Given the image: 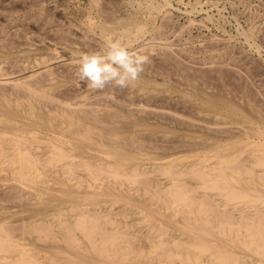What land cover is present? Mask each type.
<instances>
[{
    "label": "bare ground",
    "instance_id": "obj_1",
    "mask_svg": "<svg viewBox=\"0 0 264 264\" xmlns=\"http://www.w3.org/2000/svg\"><path fill=\"white\" fill-rule=\"evenodd\" d=\"M114 2L119 4L118 0H90V16L81 26L62 24L63 9L71 3L53 9L62 18L60 24L53 21L58 16L45 17L42 9L20 16L15 8L2 7L0 2V19L6 23L0 29V50L8 54L38 41L23 29L27 23L48 30L45 39L56 48L71 50L72 63L79 57L72 38L80 39L85 50L90 46L94 51L101 50L109 37L130 48L139 43L148 56L156 51L163 59L156 67L147 57L139 79L127 87L132 95L145 98L137 103L125 99L126 95L119 99L117 93L116 97L112 84L94 90L93 96L80 97L76 81L84 86L88 82L71 72V61L57 64L38 58L39 63L31 66L28 60L27 65H19L4 59L5 65H0V174L43 195L30 216L24 212L27 209L21 212L29 216L28 222L15 224L2 217L6 220L0 221V264H264V64L236 51L227 39H215L208 49L203 48V62L190 46V50L179 46L175 51L162 38L152 44L155 37L166 35L167 5L146 2L139 9L142 16L163 17L162 27L147 32L146 21L137 11L116 17ZM15 3L25 9L33 4L28 0ZM13 28L16 31L11 35L8 32ZM255 29L250 28L245 38L251 40ZM147 33L153 35V40L148 38L151 44L144 43ZM168 64L176 67L181 78L219 91H182L179 88L186 86L178 81L170 88L195 107L188 110L205 118L191 119L180 115L177 107L169 109L175 105L167 106L168 110L161 106V86L145 74L155 69L161 78L169 77ZM242 70L256 79L259 90L249 84ZM153 118L176 120L188 126L190 133L182 135L167 123L153 124ZM116 206L120 210L114 213ZM128 211L138 214L129 224L145 229L142 235L132 233L118 219H128ZM26 238L36 243L27 244Z\"/></svg>",
    "mask_w": 264,
    "mask_h": 264
},
{
    "label": "rangeland",
    "instance_id": "obj_2",
    "mask_svg": "<svg viewBox=\"0 0 264 264\" xmlns=\"http://www.w3.org/2000/svg\"><path fill=\"white\" fill-rule=\"evenodd\" d=\"M5 1H7V0H1L0 2H5ZM14 1V2H13ZM28 1H30L31 3H33V4H35V5H31L29 8H23V6H19V5H16V0H8L7 2H5V3H0V4H2V7L4 6V7H8V8H15V13H18V12H20L19 14H17V15H20V16H24L25 14H27L28 12L29 13H32V12H34V11H36L37 9H39V10H41V11H43L44 12V15H45V17H49V18H51V19H54L56 16H58V17H56L53 21L55 22H57V23H60L61 24V22H62V24L63 23H67L68 25L70 24L71 26H73L74 25V23H75V25L77 26V24H78V26H81L82 24H84L83 22H85L88 18H89V11H90V8H91V5H90V0H65V2L66 3H71V5H68L67 4V6L68 7H66V4H65V2H64V0H28ZM49 1V2H48ZM128 1H130V0H123V1H121V0H118V2H119V4H120V2L122 3V4H118L117 2H114L115 3V7L113 6V9L114 10H117V11H114V15L116 16V17H118V18H125L127 15H129V14H134V13H137V12H139V16L140 17H142V18H144V20L146 21V24H147V28H149V29H147V32L149 31L150 32V28H153V27H156L157 28V26L160 28V27H162V25H163V17L161 16V15H156V14H153V16H149L148 14L147 15H143L142 16V8H144V6H145V4H146V2H152V3H154L156 6H160V5H162V4H165V5H167V10L169 11L168 12V22H166L167 24H165V27H164V32L166 33V35L165 34H163V35H161L162 37H155L156 39H154V38H152L153 37V35H149L150 33H147L146 34V37H145V44H151V42H152V44H157V43H160V41L161 42H164V43H168L169 45H170V47L172 46V47H174V49L173 50H175L176 51V48H177V51H179L180 49H181V47H183L181 50H190L191 48L192 49H194L195 48V51L194 50H192L191 49V51H193V52H195L196 54H198V56L200 57H198L199 58V62H203L204 60H205V57H204V51H206V49H208L209 48V43L211 42V41H214L215 39L217 40V41H220V40H218V39H227L226 41H228V42H226V43H228V44H230V45H235L236 46V48L234 47V46H231L232 48H234L236 51H239V52H241V53H243V54H246V56H249L248 58H250V60H252V61H259V63L260 64H264V0H131L130 2H127ZM8 2H10V4L11 5H9V3ZM35 2V3H34ZM135 2V3H134ZM167 2V3H166ZM14 3V4H13ZM36 3H38V4H36ZM61 5H60V4ZM63 3V4H62ZM125 3H126V5H127V7H126V5H125ZM129 3H131V4H129ZM133 3V4H132ZM138 5H137V4ZM5 4V5H4ZM64 4H65V7L66 8H64L63 6H64ZM169 4V5H168ZM13 5V6H12ZM41 7H40V6ZM58 5V7L59 8H61V9H63L64 10V14H62V18H63V20H62V18H61V16L60 15H56L55 13H54V10L53 9H56V8H58V7H56ZM119 5V6H118ZM122 5H124V6H122ZM122 6V7H121ZM48 7H49V9H48ZM51 7V8H50ZM63 7V8H62ZM117 7H119V8H121V9H119V8H117ZM129 7V8H128ZM88 8V9H87ZM124 8H126V9H124ZM132 8H134L135 10H133ZM136 8H137V10H136ZM70 9V10H69ZM86 9V10H85ZM139 9H141V10H139ZM50 10H51V12H50ZM126 10V11H125ZM130 10V11H129ZM67 11V12H66ZM86 11V12H85ZM137 11V12H136ZM66 12V13H65ZM126 12V13H125ZM128 12V13H127ZM141 12V13H140ZM47 13V14H46ZM51 13H52V15H51ZM86 13V14H85ZM83 14V15H82ZM124 14V15H123ZM126 14V15H125ZM48 15V16H47ZM70 15V16H69ZM121 15V16H120ZM123 15V16H122ZM59 16H60V18H59ZM71 18V19H69V17ZM120 16V17H119ZM147 17V18H145V17ZM66 17V18H65ZM82 17V18H81ZM162 17V18H161ZM59 18V19H58ZM84 18V19H83ZM152 18V19H151ZM169 18H171L170 19V21H169ZM158 19V20H157ZM162 19V20H161ZM60 20H62V21H60ZM67 20H69V21H66ZM70 20H72V21H70ZM74 20H76L75 22H74ZM84 20V21H83ZM150 20V21H149ZM154 20V21H153ZM161 22H160V21ZM148 21V22H147ZM259 21H261V22H259ZM263 21V22H262ZM0 22H1V24H0V29L3 27V25L6 27V23H3V21L0 19ZM55 22V23H56ZM69 22V23H68ZM71 22V23H70ZM151 22H154V23H156V24H151ZM163 22V23H162ZM73 23V24H72ZM82 23V24H81ZM149 23V24H148ZM161 23V24H160ZM252 23V24H251ZM259 23V24H258ZM18 24V23H17ZM26 25L23 27V29L25 30V31H29L30 33H31V35H33V36H35V37H37V39H38V41L36 42V41H29V43L28 44H31V46H33V47H31L30 45H21L20 47H17V48H15V50H14V52H11V53H6V52H3V51H1L0 50V65H2V63H3V61H4V59L5 60H7V59H12V60H14V61H17L16 62V64L18 63L19 65H27L26 64V62H27V60H28V64H31V66L32 65H34V63H39V61H37L38 60V58H39V60L41 61V60H44L45 61V58H46V60L48 61H51V60H54L53 62H55V63H69L71 60H73L74 59V57H73V55L71 54V50H62V49H60V48H56V46H53L51 43V41H50V39H48V37L46 38L47 39V41H46V39H45V35H46V33L48 32V30H46L45 28H42V27H40V26H27V23H25ZM80 24V25H79ZM190 24V25H189ZM192 24H193V26H192ZM259 25V28H258V25ZM262 24V25H261ZM74 25V26H75ZM161 25V26H160ZM170 25V26H169ZM169 26V27H168ZM173 26V27H172ZM254 26V27H253ZM252 29H254V28H256L255 30L258 32H256V34L254 35V37L252 38V39H254V40H248L247 38H245V36L247 37V35H246V33L248 34L250 31V28ZM22 27H20V29H21ZM165 28H167V29H165ZM181 28V29H180ZM183 28V29H182ZM186 28V29H185ZM257 28L259 29V30H257ZM28 29V30H27ZM40 29V30H39ZM45 29V30H44ZM49 29V28H48ZM51 29V28H50ZM171 29H172V31H171ZM16 31V28H13V29H10L9 30V32L8 33H11V35H12V33L14 32V31ZM189 30V31H188ZM13 31V32H12ZM43 31H44V33H43ZM47 31V32H46ZM176 31V32H175ZM249 31V32H248ZM260 31V32H259ZM182 32V33H181ZM37 33L39 34V36L37 35ZM51 33V32H50ZM175 33V34H174ZM178 33V36L176 37V34ZM181 33V34H180ZM45 34V35H44ZM242 34V35H241ZM31 35H28V36H31ZM42 36V38H40L41 36ZM100 36V32L98 31V30H96V32L94 33V37L96 36L97 38ZM169 35V36H168ZM258 35V36H257ZM43 36H44V39H43ZM152 36V37H151ZM242 36H244V38L242 37ZM95 37V38H96ZM150 37H151V40H153L154 39V41H149V39H150ZM216 37V38H215ZM219 37V38H218ZM223 37V38H222ZM149 38V39H148ZM161 39L160 41L158 40V39ZM166 38V39H165ZM178 38H180V39H178ZM212 38H213V40H212ZM229 38V39H228ZM42 39H43V41L46 43L45 44V46H43L42 45V43H44V42H41L42 41ZM73 39V44H74V46H76V47H74V46H72L73 47V50H74V52H75V54L77 55V56H79V54L80 53H82V52H93L94 51V47L93 48H91L90 46L88 47V46H86L87 48H86V50H85V45L81 42V40L80 39H77V38H72ZM170 39V40H169ZM156 40L158 41L157 43H156ZM167 40H169V41H167ZM205 40V41H204ZM221 40V42H223ZM230 40V41H229ZM49 41H50V43H49ZM74 41H77V42H74ZM175 41V42H174ZM180 41V42H179ZM247 41H248V44H247ZM250 41V42H249ZM254 41V42H253ZM36 42V43H35ZM79 42V43H78ZM174 42V43H173ZM176 42H178L177 44H176ZM252 42H253V44H252ZM37 43H39V45L37 44ZM41 43V44H40ZM49 43V44H48ZM78 43V44H77ZM81 43H82V45H81ZM166 43V44H167ZM35 44H37L38 45V47H37V45L36 46H34ZM48 44V45H47ZM72 44V45H73ZM252 44V45H251ZM257 44V45H256ZM50 45V46H49ZM177 45V46H176ZM251 47H250V46ZM23 46H25V47H23ZM27 46H30V47H27ZM78 46V47H77ZM136 48H130V50H137V48H139L138 49V51L142 54L144 51H143V49H142V46H141V44H139V43H136L135 45H134ZM140 46V47H139ZM180 46V47H179ZM191 48H190V47ZM194 46V47H193ZM242 46V47H241ZM252 46H254V47H252ZM257 46V47H256ZM22 47H23V49H22ZM36 47V48H35ZM55 47V48H54ZM171 47V48H172ZM178 47L180 48V49H178ZM199 47L200 48H206V49H203V51H202V49H200L199 50ZM26 48V49H25ZM33 48V49H32ZM83 50H82V49ZM89 48H90V50H89ZM261 48H262V50H261ZM32 49V50H31ZM140 49H142V50H140ZM197 49V50H196ZM243 49V50H242ZM259 50L260 49V51H259V53H257L255 50ZM56 50H57V52H56ZM60 50V51H59ZM89 50V51H88ZM43 52V54L41 53V52ZM61 52V53H59V52ZM95 51H99V49L98 50H95ZM199 53H198V52ZM243 51V52H242ZM248 51V52H247ZM50 52V53H49ZM156 51H154V52H152L153 54H151V56L152 57H150V55L148 56V52H144L145 53V55L147 54V57H149L150 58V61H155L153 64L156 66V63L158 64L157 66H159V65H161L162 63H161V61H163V59H162V57L157 53H155ZM251 52V53H250ZM35 54V56H33ZM58 54V55H57ZM60 54H62V55H60ZM17 55H19V56H17ZM45 55V56H44ZM70 55V56H69ZM144 55V54H143ZM261 55V56H260ZM15 56V57H14ZM59 56V57H58ZM62 56H64V57H62ZM66 56V57H65ZM159 56V57H158ZM203 56V57H202ZM252 57V59H251V57ZM17 57V58H16ZM19 57V58H18ZM30 57V58H29ZM35 59H33V58ZM61 57H62V59H61ZM155 57V58H154ZM258 57V58H257ZM7 58V59H6ZM27 58V59H26ZM42 58V59H41ZM55 58V59H54ZM148 58V59H149ZM152 58V59H151ZM181 58V57H180ZM202 58V59H201ZM255 58V59H254ZM257 58V59H256ZM62 61H60V60ZM71 59V60H70ZM157 59V60H156ZM260 59V60H259ZM1 60H2V62H1ZM22 60V61H21ZM33 60H34V62H33ZM55 60H57V61H55ZM59 60V61H58ZM77 60V59H76ZM203 60V61H202ZM157 61V62H156ZM160 61V62H159ZM257 61V62H258ZM22 62V63H21ZM24 62H25V64H24ZM31 62H33V63H31ZM159 62V63H158ZM76 63V61L74 62V63H72V61L70 62V65H69V69L71 70V72L72 73H74V75L76 76L77 75V77H78V72L77 73H75L77 70V68H78V65H76L75 64ZM4 64V63H3ZM170 64V63H169ZM169 64L167 65V69L169 70V68L171 67V69H170V71H172L171 72V75L169 76V77H165V76H163L162 78H161V76H159L158 74L159 73H157L156 71H155V69H153V72H152V69H151V71H149L150 69H148L147 71H146V78H149V79H152V80H154V81H156L160 86H161V95H160V99L162 100V101H164L163 102V104H161V106H163L164 108H165V110H168V108H169V106H174L175 105V107H170L169 109H172L173 108V110H175L176 109V107H177V111L179 110V114L180 115H182V116H187L188 118H190V117H194V118H191V119H199L200 120V118H201V114L199 113L198 114V112L197 111H194L193 109L195 108L191 103H189L187 100H185L184 98H182V96L181 95H179L178 93H175L174 91H172V89L170 90V88L171 87H174V86H176V85H178V83L179 84H181V85H185L186 87H180L179 89L180 90H185L186 88V91H188L190 88L191 89H193V90H195V89H197V88H199V89H205V91L207 92V93H209V94H219V91L217 90V89H211L210 91H208L209 89H207L206 90V87H204V85H202V84H200V83H193V81H189V80H186L185 78H181V76L179 75V73H178V71H177V69H176V67L172 64L171 66H169ZM5 65V64H4ZM74 65H76V67L74 66ZM72 66V67H71ZM156 66V67H157ZM74 70H73V69ZM75 71V72H74ZM176 73H175V72ZM152 72V73H151ZM242 73L241 74H244L243 76H244V78L246 79V80H248V82H249V84H254L253 86H254V88L256 89V88H258V86H257V84H256V82L254 83V81H256V79L254 80L253 78H251L246 72H245V70H242L241 71ZM245 72V73H244ZM262 72H264L263 70H262ZM148 73H150V75L148 74ZM148 74V75H147ZM153 74H154V76H153ZM173 74V75H172ZM177 74V76H176V78H178V77H180L181 78V80H178V79H176L174 76ZM247 75V77H246V75ZM173 76V77H172ZM77 77H76V79H77ZM160 78V79H159ZM170 78V80H168ZM179 78V79H180ZM248 78V79H247ZM174 80V81H171V80ZM250 79V80H249ZM160 80V81H159ZM165 80V81H164ZM167 80V81H166ZM172 83H171V82ZM178 81V83H176ZM252 83H251V82ZM86 83H87V81H85ZM166 83V84H165ZM176 83V85H174ZM183 83V84H182ZM193 83V84H192ZM167 84H168V86H167ZM110 85V84H109ZM113 85V84H112ZM108 86V85H107ZM252 86V87H253ZM85 87V88H84ZM88 87V88H87ZM116 87V86H115ZM114 87V88H115ZM68 88H72L70 85H68ZM78 88V90L77 91H80V92H78L79 94L78 95H80V97H89V96H93L94 95V92L96 93V92H99L100 90H96V89H92L90 86H88V83H87V86H84V85H82L81 83H77V81H76V89ZM82 88H84V89H82ZM87 88V89H86ZM118 87H116L115 88V95H116V97H118V96H120L119 97V99L121 98V99H123V95H126V96H124L125 97V99H127V100H134V99H136V100H134L136 103H137V100H139L140 102H144L145 101V98L144 97H141V96H137V95H135V94H133L132 95V93L130 92V89H128L127 87H126V89H128L129 91L127 92V91H125L126 89L125 88H118ZM183 88V89H182ZM167 89V90H166ZM190 89V90H191ZM84 90V91H83ZM87 90V91H86ZM92 90V91H91ZM95 90V91H94ZM215 90V91H214ZM217 90V91H216ZM258 90H259V88H258ZM88 91H89V93H88ZM94 91V92H93ZM118 91V92H117ZM120 91H122V92H120ZM171 91V92H170ZM214 91V92H213ZM81 92H83V93H81ZM85 92V93H84ZM87 92V93H86ZM91 92V93H90ZM124 92H127V93H124ZM174 94H177V96L176 95H174ZM119 95H118V94ZM120 93L122 94V95H120ZM165 94V95H164ZM167 94V95H166ZM89 95V96H88ZM118 95V96H117ZM163 95V96H162ZM138 97V98H137ZM168 97H170L169 99H168ZM172 97V98H171ZM180 98L179 99V101H176V100H178V98ZM142 98V99H141ZM165 98H167L168 100V102L165 100ZM173 99H175V103L173 102ZM143 100V101H142ZM185 100V101H184ZM138 101V102H139ZM139 102V103H140ZM166 102H167V104H166ZM173 102V103H172ZM184 102H185V104H184ZM180 104V105H178V104ZM182 103L184 104L183 106V108H182ZM170 104H173V105H170ZM192 105V106H191ZM115 106V105H114ZM167 106H168V108H167ZM178 106H180V108L178 107ZM187 106V107H186ZM190 107L192 108L193 107V109H191V111L190 110H188V109H190ZM184 109V110H182V109ZM116 109L117 110H121L120 108H117L116 107ZM187 109V110H186ZM180 110H182V112L183 111H189L188 113H186L185 114V112H183V113H181V111ZM192 111H194L195 112V114H193L192 113ZM191 114V116H190V114ZM184 114V115H183ZM189 114V115H188ZM196 114L199 116H196ZM195 115V116H194ZM186 117V118H187ZM202 118H205V117H203L202 116ZM155 121H154V120ZM150 122H153V124H156V123H162V124H166V126H168V128H170L171 130H174V131H177L178 133H184V134H188V133H190L189 131H188V126L186 127L184 124H181V123H179L178 121H176L175 120V122L174 121H169V122H166L165 121V119L163 120V119H156V118H153ZM207 120L209 119V120H211L212 118H206ZM156 120L158 121V122H156ZM163 120V121H162ZM170 123V124H169ZM171 123H172V125H171ZM176 123V124H175ZM152 124V123H151ZM174 124H175V126H174ZM179 125V126H178ZM172 127V128H171ZM177 127V128H176ZM183 128V129H182ZM182 129V130H181ZM184 129H186V130H184ZM180 130V131H179ZM194 131L196 132H200V131H198V130H196V129H194ZM184 134H182V135H184ZM3 178H2V177ZM7 177H8V179H7ZM0 178H1V180H0V204L2 203V202H5L6 204H4V203H2L1 205H0V209H2V210H0V221H2V220H6V219H3V218H5L6 216H7V219H11L10 221H12V223L14 222L15 224H18V223H20V222H22V221H24V222H28V219H29V216H30V214L32 213V211L31 210H34V207L35 206H37L36 204H37V202H38V204L39 203H41V201H37V200H40V196L41 195H43V193L42 192H37L36 191V188H30V187H27V186H25V185H23V187H19V186H21L19 183H16L15 181H13V180H9V179H11L9 176H7V175H5V174H0ZM3 179V180H2ZM5 179H6V181H5ZM8 182V183H7ZM28 184V183H27ZM2 185H3V187H2ZM7 185V186H6ZM52 186H54V184H51ZM10 186H12V187H10ZM7 187V188H6ZM19 187V188H18ZM24 187H26V189L24 188ZM9 188V189H8ZM15 188V189H14ZM23 188V189H22ZM54 188V187H53ZM12 189V190H11ZM17 189V190H16ZM20 189H22L23 190V193L20 195V193H21V191H20ZM34 191H33V190ZM4 190V191H3ZM6 190H8V191H6ZM27 190V191H26ZM13 193H12V192ZM33 191V192H32ZM2 192V193H1ZM17 193L16 195H15V193ZM29 193V197H28V193ZM4 193V194H3ZM10 195H9V194ZM37 193V194H36ZM26 195V196H24V195ZM11 195H12V197H11ZM23 196L24 198H20V196ZM7 196V197H6ZM10 196V197H9ZM39 198H37V197ZM5 197V198H4ZM16 197V198H15ZM9 198H10V201H9ZM18 199H19V201H18ZM23 199V200H22ZM33 199V200H32ZM36 199V200H35ZM9 202H8V201ZM12 200H16L15 202L14 201H12ZM20 200H21V202H20ZM28 200V201H27ZM32 200V201H31ZM35 200V201H34ZM34 201V202H33ZM19 202H20V204H19ZM28 202H29V204H28ZM10 203V204H9ZM14 203V204H13ZM33 203V204H32ZM8 204V205H7ZM18 204V205H17ZM31 204H32V206H31ZM3 205V206H2ZM35 205V206H34ZM2 207V208H1ZM32 207V208H31ZM117 208H115V207H113V208H115V210L116 211H114V213H116V212H118L119 210H120V207H118V206H116ZM5 208H7V209H5ZM16 208V209H15ZM18 208V209H17ZM39 208V205H38V207H37V209ZM105 209L106 208H110V207H104ZM13 209H15V210H13ZM24 209H27V210H25L24 211ZM5 210V211H4ZM7 210V211H6ZM10 210V211H9ZM12 210V211H11ZM18 210V211H17ZM30 210V211H29ZM1 211H2V213H1ZM22 211H24L25 212V214H27V215H29L28 217H27V215H23L22 216V213H24V212H22ZM27 211H29L28 213H27ZM7 212V213H6ZM15 212V213H14ZM22 212V213H21ZM129 213V215H128V219H126V217L125 218H122V217H118V219L121 221H123V222H125V223H127V225H128V230H130L132 233H134V234H136V235H142L146 230L145 229H143L142 227H140L139 229L137 228V227H134L135 225V223L134 224H129V223H132V221L134 220V218H136V217H138V214H134V215H132L130 212L131 211H128ZM5 214V215H4ZM6 214H8V215H6ZM11 215V216H10ZM8 216H10V217H8ZM134 216V217H133ZM3 217V218H2ZM16 218V219H13L12 220V218ZM18 218V219H17ZM21 218H22V220H21ZM26 218H28V219H26ZM129 218H130V220H129ZM25 219V220H24ZM129 220V221H128ZM16 221V222H15ZM19 221V222H18ZM134 228V229H133ZM141 232V233H140ZM143 232V233H142ZM26 243L27 244H30V243H36V241H35V239H33V238H30V239H27L26 238ZM38 243H40V242H38ZM40 245H41V243H40Z\"/></svg>",
    "mask_w": 264,
    "mask_h": 264
},
{
    "label": "clouds",
    "instance_id": "obj_3",
    "mask_svg": "<svg viewBox=\"0 0 264 264\" xmlns=\"http://www.w3.org/2000/svg\"><path fill=\"white\" fill-rule=\"evenodd\" d=\"M147 59L119 39L109 37L101 50L79 54L77 72L93 89L102 90L108 84L125 88L139 79Z\"/></svg>",
    "mask_w": 264,
    "mask_h": 264
}]
</instances>
